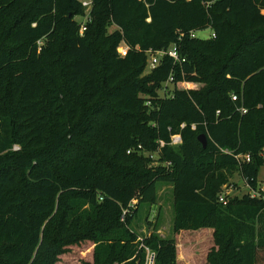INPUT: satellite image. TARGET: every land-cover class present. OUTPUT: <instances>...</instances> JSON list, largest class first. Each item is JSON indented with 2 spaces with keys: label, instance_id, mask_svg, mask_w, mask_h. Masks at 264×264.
<instances>
[{
  "label": "trees",
  "instance_id": "obj_1",
  "mask_svg": "<svg viewBox=\"0 0 264 264\" xmlns=\"http://www.w3.org/2000/svg\"><path fill=\"white\" fill-rule=\"evenodd\" d=\"M91 1L84 34L82 0L0 3V16L13 19L8 42L29 53L10 77L5 101L16 111L0 109V264H59L87 242L91 260L81 264H144L146 248L155 264H264V0ZM208 28L214 37L191 36ZM61 38L67 80L82 101L53 66L50 46ZM173 43L186 60L165 56L144 74L147 51ZM95 45L111 89L105 100ZM13 63L0 52V92ZM171 74L174 89L162 96ZM176 134L179 146L171 145ZM240 154L251 161L240 163ZM235 171L260 195L223 204ZM22 181L28 204L16 193ZM163 182L173 185L174 237L155 223L140 240L132 222L158 202Z\"/></svg>",
  "mask_w": 264,
  "mask_h": 264
},
{
  "label": "rangeland",
  "instance_id": "obj_2",
  "mask_svg": "<svg viewBox=\"0 0 264 264\" xmlns=\"http://www.w3.org/2000/svg\"><path fill=\"white\" fill-rule=\"evenodd\" d=\"M11 0H0V3L3 5H6ZM84 1V0H82ZM91 1V0H88ZM90 12L91 10L88 9ZM88 14L86 17L82 18L80 16H77L76 19L79 20L83 24H87L91 17ZM91 14V13H90ZM1 15V12H0ZM1 17V16H0ZM13 19L1 17L0 18V52H7L10 57L14 58V63L7 75L5 76L4 83L2 84V89L0 92V109L1 110H13L16 111L15 107H11L9 104V101H5L8 96L11 94V88H10V77L12 76V73H18L21 70L22 64H25L26 61L29 59L27 53L25 51L23 44H11L8 42V39L6 37V29L11 24ZM116 29L115 26L111 27L109 31H114ZM211 29H203L197 31V36L200 38H208L211 36ZM45 41V40H44ZM62 42L63 39L57 41L56 45L53 48V45L50 46L51 50L57 51V55L54 58L53 66L55 68H58L59 75H60V81L63 84L64 88L67 90V93L69 96L74 98L75 100L82 101L81 93L80 91L75 90L72 88V86L69 84L67 80V71H66V62L61 56V48H62ZM43 44V42H39V51L40 47ZM95 51L98 54V64H99V73H100V83L103 86V90H105V93L103 94V100L108 98V92L111 90L108 87L104 86V70H105V61H104V53L103 51L97 46H94ZM119 51L122 55H125L126 52V45H121L119 47ZM148 73V70L146 69L145 73ZM43 82L45 88H46V82L43 78H40ZM172 87V86H171ZM162 95V92H161ZM47 96V88L44 95V98ZM143 98H151L150 96L146 94L141 95ZM149 103V102H148ZM88 107V105H85L84 108ZM48 117L50 116V112L47 111ZM56 131V129H54ZM15 148H19V145H16ZM85 153V149H80L77 151H73V156H76L78 154ZM90 156V155H89ZM91 158V157H90ZM25 181H22L20 183L17 192L19 196L22 198L23 202L28 204L29 197L26 193V190L24 189ZM230 187V193L232 196L234 195H242L245 192H247L246 182L242 178L241 174L238 171H235L232 175V177L229 180ZM258 186L260 189L264 190V166L261 167V170L259 172L258 176ZM229 193V194H230ZM72 197L64 198L63 201H66L68 204L71 202ZM65 203V204H66ZM175 214H174V207H173V185L170 183H160L158 185V202L153 206H148L146 204L142 205L141 209L139 210L135 220H133L131 228L133 231H135L137 234H139L141 237H144L145 235H148L150 230L155 227V225H158V229L160 231V235L162 237L170 236L174 237L173 232V224H174ZM156 223V224H155ZM91 242H87L82 244L80 247H71L68 252H66L65 255L61 257V261L59 264H81L80 262L84 261H90L92 252H91ZM0 261L4 263V258L1 254L0 249Z\"/></svg>",
  "mask_w": 264,
  "mask_h": 264
},
{
  "label": "built area",
  "instance_id": "obj_3",
  "mask_svg": "<svg viewBox=\"0 0 264 264\" xmlns=\"http://www.w3.org/2000/svg\"><path fill=\"white\" fill-rule=\"evenodd\" d=\"M83 5L85 6L87 13H88L89 12L88 9L91 10L92 8V1L84 0ZM89 15H90V12H89ZM86 30H87V25L82 24L81 29H80L81 34H84ZM184 35L185 33L181 32L179 39H181ZM191 36L196 37L197 31H192ZM211 36L214 37L215 34H211ZM147 55H148V65H147L148 72L158 67L161 64L163 57L165 56L172 58L175 63H182L183 61L186 60L185 58L181 57L179 46L177 43H173L168 48H165V49H159V50L150 49L147 51ZM174 83H175V77L173 74H171L168 80L164 82L163 88L160 91V93L162 92V96L171 94L172 90L174 89ZM232 97L234 100L237 99L236 95H233ZM242 111L246 113L247 109L242 108ZM194 128H195V125H194ZM181 143H182V137L180 134H176L172 136L171 145L179 146L181 145ZM163 145H164V142H161V146ZM130 152L131 151H129V153ZM235 157L239 160L240 163H248L251 161V158H252L250 154H240V155H235ZM230 187L231 185H225L223 191L219 195V201L223 204H227V200H228L227 197L231 196ZM246 187L248 189L246 193H249L251 196L254 197V196L260 195V192L252 188L249 183H246ZM137 203H138V200L136 199L133 200L131 204L129 205V208H135ZM129 208L124 209L123 211V216H122L123 221L126 220L127 214L131 212ZM139 239L142 240V237H140ZM146 249H147V253H146V259H145L144 264H155V256H156L155 252L151 251L149 248H146Z\"/></svg>",
  "mask_w": 264,
  "mask_h": 264
},
{
  "label": "water",
  "instance_id": "obj_4",
  "mask_svg": "<svg viewBox=\"0 0 264 264\" xmlns=\"http://www.w3.org/2000/svg\"><path fill=\"white\" fill-rule=\"evenodd\" d=\"M199 140H200V142L203 144V146H206L207 145V141H208V139H207V135L206 134H201L200 136H199Z\"/></svg>",
  "mask_w": 264,
  "mask_h": 264
},
{
  "label": "crops",
  "instance_id": "obj_5",
  "mask_svg": "<svg viewBox=\"0 0 264 264\" xmlns=\"http://www.w3.org/2000/svg\"><path fill=\"white\" fill-rule=\"evenodd\" d=\"M152 231H153V229H152V230H150V232L148 233V235H149V234H150ZM160 231H161V230H159V229H158V230H157V233L159 234V233H160ZM167 237H168V236H166V238H167ZM169 237H170V236H169Z\"/></svg>",
  "mask_w": 264,
  "mask_h": 264
}]
</instances>
